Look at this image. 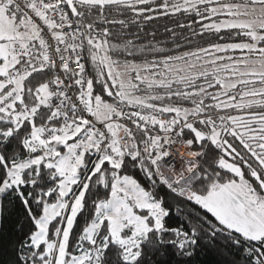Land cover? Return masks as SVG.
<instances>
[{
  "label": "snow or ice",
  "instance_id": "obj_1",
  "mask_svg": "<svg viewBox=\"0 0 264 264\" xmlns=\"http://www.w3.org/2000/svg\"><path fill=\"white\" fill-rule=\"evenodd\" d=\"M0 264H264V0H0Z\"/></svg>",
  "mask_w": 264,
  "mask_h": 264
},
{
  "label": "trees",
  "instance_id": "obj_2",
  "mask_svg": "<svg viewBox=\"0 0 264 264\" xmlns=\"http://www.w3.org/2000/svg\"><path fill=\"white\" fill-rule=\"evenodd\" d=\"M166 24L168 26L174 27V25L172 24V21L166 20V19H162V20L153 22L152 25L150 26L149 30L155 29V31L157 33L156 39L157 40H161V41H166V42H168V47H173V45L171 44L170 35L164 31V26ZM176 31H177V34H178V36H177L178 42L184 44L185 47H187L188 45L183 40V38L180 36V33H181L182 30L176 29ZM184 35H187L186 31L184 32Z\"/></svg>",
  "mask_w": 264,
  "mask_h": 264
}]
</instances>
